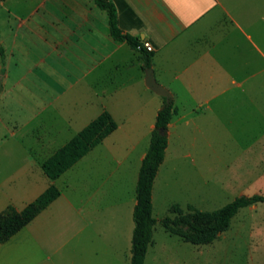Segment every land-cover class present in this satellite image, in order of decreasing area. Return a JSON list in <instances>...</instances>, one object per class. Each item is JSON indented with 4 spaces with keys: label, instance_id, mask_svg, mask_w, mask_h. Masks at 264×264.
I'll return each mask as SVG.
<instances>
[{
    "label": "crops",
    "instance_id": "obj_1",
    "mask_svg": "<svg viewBox=\"0 0 264 264\" xmlns=\"http://www.w3.org/2000/svg\"><path fill=\"white\" fill-rule=\"evenodd\" d=\"M107 1L122 34L150 45L154 77L173 95L168 141L183 128L185 135L200 134L204 149L217 150L223 135L244 151L254 149L256 135H264V0ZM147 70L144 54L112 37L109 14L96 0L1 2L0 214L8 206L21 212L52 185L61 195L0 244V264H131L135 223L96 221L101 206L94 200L110 182L122 145L136 134L150 137L165 106L146 86ZM104 112L117 129L60 178L49 179L42 164ZM127 147L120 167L136 149ZM148 149L129 164L137 182ZM218 173L202 178L214 182ZM136 204L135 194L128 203L133 213ZM262 204L240 209L208 245L186 242L161 225L170 238L192 246L185 264L192 258L264 264ZM174 207L215 212L175 204L167 216ZM155 246L153 239L149 248Z\"/></svg>",
    "mask_w": 264,
    "mask_h": 264
},
{
    "label": "rangeland",
    "instance_id": "obj_2",
    "mask_svg": "<svg viewBox=\"0 0 264 264\" xmlns=\"http://www.w3.org/2000/svg\"><path fill=\"white\" fill-rule=\"evenodd\" d=\"M184 131L183 128L177 129L168 141L166 161L160 166L153 185V216L158 222L153 231L156 246L149 248L146 264H185L189 249L193 250L192 246L170 238L161 225V220L168 215L173 205L179 204L184 209L194 206L202 211L213 212L239 198L240 191L245 196H264V135H256L255 148L248 151L240 149L238 144L234 145L227 135H223L224 140L218 144L217 150H210L202 148L204 141L200 134L192 132L185 135ZM134 136L129 144L136 146L135 152L120 167L123 154L125 158L129 151L128 143L122 145L121 158L118 157V164L112 166L110 182L105 184L101 192H97L94 205L101 207L94 212L96 221L129 223L134 227L133 212L128 203L136 194L137 179L132 177L129 164L135 163L141 151H147L151 139V136L144 138L145 134ZM194 137L195 140H192ZM219 156L222 160L218 165L209 166L201 162L204 157L214 159ZM192 160H195L194 166L190 164ZM217 171L219 177L214 182L203 180L204 175H213ZM93 187L98 188L96 184ZM104 193L105 198L102 197ZM262 207L264 209V204ZM240 217L233 225L242 220ZM245 232L248 233L247 228ZM190 264H198V261L192 258Z\"/></svg>",
    "mask_w": 264,
    "mask_h": 264
},
{
    "label": "trees",
    "instance_id": "obj_3",
    "mask_svg": "<svg viewBox=\"0 0 264 264\" xmlns=\"http://www.w3.org/2000/svg\"><path fill=\"white\" fill-rule=\"evenodd\" d=\"M2 1L4 0H0V4ZM96 4L109 14L112 37L118 41L128 42L133 49L144 54L145 67L150 69L153 65L152 54L140 44L138 39L122 34L114 5L107 0H96ZM174 112L173 104L166 105V103L158 112L149 149L140 168L136 187L137 204L133 213L135 228L132 236L131 264H144L149 246L153 241V229L157 221L153 217L152 191L159 168L165 159L168 146L167 130ZM116 129L117 124L112 116L108 112L102 113L42 164L45 175L51 180H57ZM160 130H164L165 135H162ZM60 195V190L52 185L21 212L13 206H8L0 214V244L7 242L30 224ZM259 202L264 203V197H241L211 214L194 210L183 213L174 207L170 215L164 218L161 223L167 232L186 242L194 245H208L229 228L231 220L240 209ZM179 227L187 228L188 231L182 232Z\"/></svg>",
    "mask_w": 264,
    "mask_h": 264
},
{
    "label": "water",
    "instance_id": "obj_4",
    "mask_svg": "<svg viewBox=\"0 0 264 264\" xmlns=\"http://www.w3.org/2000/svg\"><path fill=\"white\" fill-rule=\"evenodd\" d=\"M146 86L153 91L155 94L163 97L166 99V105H172L173 104V95L172 93L164 86L160 85L153 74V70L150 68L146 71V80H145ZM160 133L162 135H165L164 130H160Z\"/></svg>",
    "mask_w": 264,
    "mask_h": 264
},
{
    "label": "built area",
    "instance_id": "obj_5",
    "mask_svg": "<svg viewBox=\"0 0 264 264\" xmlns=\"http://www.w3.org/2000/svg\"><path fill=\"white\" fill-rule=\"evenodd\" d=\"M144 47L147 49V51H151L152 50L148 43H145Z\"/></svg>",
    "mask_w": 264,
    "mask_h": 264
}]
</instances>
